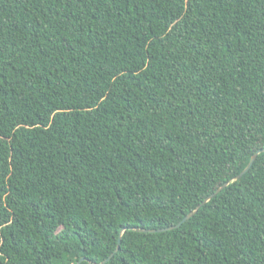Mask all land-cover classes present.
<instances>
[{"label": "trees", "instance_id": "obj_1", "mask_svg": "<svg viewBox=\"0 0 264 264\" xmlns=\"http://www.w3.org/2000/svg\"><path fill=\"white\" fill-rule=\"evenodd\" d=\"M261 149L264 0H0V264H264Z\"/></svg>", "mask_w": 264, "mask_h": 264}, {"label": "water", "instance_id": "obj_2", "mask_svg": "<svg viewBox=\"0 0 264 264\" xmlns=\"http://www.w3.org/2000/svg\"><path fill=\"white\" fill-rule=\"evenodd\" d=\"M261 152H264V149H261V150H258L250 159L248 165L245 167V169L243 171H241V173L239 175H237L235 177V179H239L242 175H244L249 169L250 167L252 166L253 162L255 161L256 157L258 156L259 153ZM228 183H225L223 184L219 189H217L214 193H212L211 195H209L203 202L202 204L208 202L211 198H213L217 193H219ZM201 204V205H202ZM199 205L196 209H194L192 212H190L188 215H186L179 223H177L176 225L174 226H170V227H167V228H162V229H152V230H141L143 232H150V233H155V232H163V231H168V230H172L174 228H177L179 226H181V224L183 222H185L186 220H188L196 211L197 209L201 206ZM120 241V237L118 238V242ZM118 247L116 248L115 251H117ZM114 253H112L107 259H105L103 262H106L108 261L112 256H113ZM85 258H81L77 264H80L82 261H84Z\"/></svg>", "mask_w": 264, "mask_h": 264}]
</instances>
